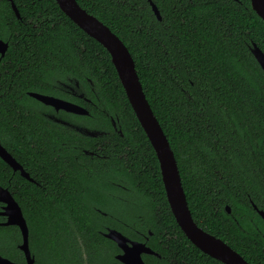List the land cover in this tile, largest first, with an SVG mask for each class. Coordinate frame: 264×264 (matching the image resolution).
<instances>
[{"label":"trees","instance_id":"obj_1","mask_svg":"<svg viewBox=\"0 0 264 264\" xmlns=\"http://www.w3.org/2000/svg\"><path fill=\"white\" fill-rule=\"evenodd\" d=\"M78 1L132 53L196 222L251 264H264V218L254 207L264 210V70L252 52L253 43L264 51V20L251 0H153L161 20L150 0ZM14 2L21 18L0 0V39L9 42L0 58V140L11 148L9 130L39 139L14 154L29 156L30 168L46 163L50 189L16 193L36 264H117L121 249L104 235L107 227L160 254H144L147 264H225L178 224L156 151L108 50L56 0ZM68 78L80 81L91 103L64 90L59 83ZM31 91L84 104L90 115H71L102 133L45 117ZM0 236L10 239L0 251L22 261L18 228L0 227Z\"/></svg>","mask_w":264,"mask_h":264},{"label":"water","instance_id":"obj_2","mask_svg":"<svg viewBox=\"0 0 264 264\" xmlns=\"http://www.w3.org/2000/svg\"><path fill=\"white\" fill-rule=\"evenodd\" d=\"M18 18H21L20 10L14 0H9ZM63 12L69 16L88 35L100 42L110 53L116 67L119 78L126 91L128 99L144 128L151 144L153 145L159 159L163 182L171 210L186 236L203 252L220 260L225 264H251L239 251L234 249L228 242L200 226L193 217L189 206L187 194L183 185L182 176L175 152L170 144L159 119L157 118L141 82L135 59L125 42L96 15L82 7L78 0H56ZM152 8L161 20L162 15L157 4L150 0ZM253 9L264 20V0H251ZM9 48V42L0 39V54L4 56ZM252 52L264 70V51L256 44L252 45ZM32 97L46 105H51L57 111L64 110L78 115H89L90 110L81 104L50 94L31 91ZM82 96V95H81ZM64 120L71 121L68 118ZM58 122V119H54ZM113 124L116 128L114 119ZM74 123V122H73ZM81 133L98 136L97 129H80ZM0 157L6 162L21 168V165L12 154L0 143ZM24 175L28 176L26 172ZM0 200L7 203L4 211L0 212L8 217L6 225L14 224L20 227L23 235V243L20 248L25 252L26 264H34L35 256L30 249V230L20 204L14 196L6 189L0 187ZM254 207L264 218V210L256 204ZM226 211L231 213L230 205ZM104 235L115 241L122 252L116 255L117 264H147L143 258L144 254L160 255L146 242L134 240L115 228L108 229ZM0 264H20L0 254Z\"/></svg>","mask_w":264,"mask_h":264},{"label":"flooded vegetation","instance_id":"obj_3","mask_svg":"<svg viewBox=\"0 0 264 264\" xmlns=\"http://www.w3.org/2000/svg\"><path fill=\"white\" fill-rule=\"evenodd\" d=\"M2 57L0 56V58H2ZM68 79H69V82H60L59 83L60 85H62L64 87V90H66L70 96H77V97L81 98L82 101H86V103H91L92 99L88 96V93L85 91V88L80 83V81L76 80L75 78H68ZM91 84H93V83L91 82ZM92 89H93V86H92ZM50 95H52V94H50ZM54 96H56V95H54ZM57 97H60V96H57ZM61 98H63V97H61ZM64 99H67V98H64ZM67 100H69V99H67ZM70 101H72V100H70ZM72 102L78 103L76 101H72ZM78 104H81V103H78ZM81 105L84 106V104H81ZM84 107H86V106H84ZM37 110L42 115L51 119L52 121L59 123L60 125H64V126H67L69 128H72V129H74L80 133H81L80 129H83V130H86L88 128L91 129V127H89L84 122H78L76 119H74L73 116L71 115L73 113H69V112H66L64 110L57 111L51 105H46L43 103L37 107ZM74 115H78V114H74ZM63 118H68L71 121L69 122L67 120H64ZM54 119H58V120L64 121V122H58ZM98 131H100V130H98ZM101 133L102 132L100 131V134ZM82 134H84V133H82ZM85 135H87V134H85ZM5 140H6V142L11 144L10 149L5 146V141L3 139L0 140V143L12 154V156L17 160L19 165H21V168L16 169L14 165L6 162L4 159H2V157H0L4 162V164H0V187H2L3 189H6L10 194H12L19 204H20V202L16 197V193L27 192L30 190V188L37 189V191H44V192L46 190L50 189V185L48 184V180L46 178V172L47 171H46L45 160H42V161L39 160L38 163L33 164L34 168H30L29 156H24V155L16 156L14 154V151L18 152L20 149L25 150L26 152L30 151L31 146L30 147L29 146H22V145H20V143L29 144V142H31L32 146L35 147L34 143H37V141L39 139L26 138V137H16V136H13V132H11V130H9ZM16 144H18V145H16ZM23 171L26 172L28 174V176L24 175ZM27 199H28V201H30L31 198L28 197ZM6 205H7L6 202L0 200V212L4 211V208ZM20 206H21V204H20ZM21 208H22V206H21ZM22 210H23V208H22ZM23 213H24V211H23ZM24 216H25V214H24ZM25 218H26V216H25ZM7 220H8V217L6 215H3L0 213V227H17L19 230L20 238H19V240L15 241L14 246L20 250L21 255L23 257V260L22 261H15L12 258L8 257L7 255L3 254V252H1V251H0V254L4 257H7V258H9L15 262L20 263V264H26L27 260H26L25 252L20 248V245L23 243V235H22L21 229L19 226L14 225V224L6 225L5 222ZM26 220H27V218H26ZM27 223H28V220H27ZM28 226H29V224H28ZM107 229H110V228L107 227ZM29 230H30V228H29ZM7 237L8 236H4V237L0 236V248L7 249V247H10V245H9L10 239H8ZM29 243H30V249H31L32 255L35 256V263L34 264H36L37 260H38L37 252L35 250V247L31 243V239H29ZM121 252H122V250L119 253H121Z\"/></svg>","mask_w":264,"mask_h":264}]
</instances>
